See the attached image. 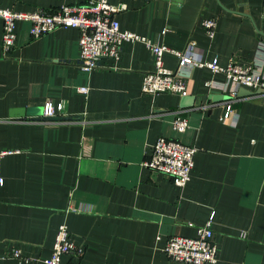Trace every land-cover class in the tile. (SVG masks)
Returning a JSON list of instances; mask_svg holds the SVG:
<instances>
[{
  "label": "crops",
  "instance_id": "crops-1",
  "mask_svg": "<svg viewBox=\"0 0 264 264\" xmlns=\"http://www.w3.org/2000/svg\"><path fill=\"white\" fill-rule=\"evenodd\" d=\"M90 0H0V8L29 12ZM122 30L175 49L194 44L202 61L215 56L248 62L264 40L263 0H108ZM215 18L213 38L201 25ZM16 22V41L4 53L0 20V264H44L59 225L82 254L60 264H180L162 251L169 236H194L211 220L217 260L264 264V94L235 97L234 124L225 103L208 99V82H225L207 67H185V94L200 97L184 109L189 127L171 126L180 95L141 91L153 69L150 50L124 43L119 58L80 69L79 30L58 27L39 37ZM163 64L178 60L165 53ZM79 88H85L80 91ZM257 91V89H249ZM61 103L65 119L42 115ZM17 108L33 112L15 115ZM24 109V110H25ZM37 110V111H34ZM160 136L196 147L184 187L143 165ZM18 250L20 257L11 256Z\"/></svg>",
  "mask_w": 264,
  "mask_h": 264
},
{
  "label": "built area",
  "instance_id": "built-area-1",
  "mask_svg": "<svg viewBox=\"0 0 264 264\" xmlns=\"http://www.w3.org/2000/svg\"><path fill=\"white\" fill-rule=\"evenodd\" d=\"M264 1V0H263ZM125 4H112L108 0H90L82 4H62L53 10L35 9L24 12L11 8H0L2 21V49L7 53L16 41V22H30V35L39 37L58 27H72L79 30L77 65L84 71L100 68L101 58L118 59L124 43L140 42L151 52L153 69L144 73L141 91L146 95L160 93L185 94L186 83L183 76L185 67H207L213 74H222L225 82H208L211 89H218L229 98L226 100L222 119L230 124L236 122L237 116L231 107V101L236 97L237 89H261L264 94V40L257 43V55L248 62H239L229 58L222 65L215 56L210 61H202L196 52L194 44L188 42L182 50H175L164 43L153 42L145 36L135 32L122 30L114 14L125 10ZM215 18H204L201 25L209 38H213L216 28ZM165 53L177 57L176 69H169L163 64ZM85 92V88H79ZM61 103L46 102L42 115L51 117L62 115ZM185 110L174 113L171 121L172 129L176 133H183L189 127ZM9 151L0 149V160ZM196 147L185 144L176 138L160 136L156 139L151 151L143 161V165L167 176L177 187H184L190 180V173L194 166ZM0 183L2 177L0 174ZM211 220L197 227L194 236H169L162 251L171 262L180 264H212L217 260V244L213 241ZM18 250H13L11 256L20 257ZM82 254V249L73 242L66 225L58 226L52 245L51 254L45 258L44 264H60L65 254Z\"/></svg>",
  "mask_w": 264,
  "mask_h": 264
},
{
  "label": "water",
  "instance_id": "water-1",
  "mask_svg": "<svg viewBox=\"0 0 264 264\" xmlns=\"http://www.w3.org/2000/svg\"><path fill=\"white\" fill-rule=\"evenodd\" d=\"M257 92H262L261 89H257V91H251L247 88L244 87H240L237 89L236 92V96L237 97H242V96H247V95H253L254 93ZM223 98H229L228 95L224 94L222 91L220 90H211L209 95H208V99H210L212 102H220L223 100ZM201 102V98L200 97H195L193 95H183L180 97L179 103H178V107L180 109H186L192 106H199ZM25 108H17L16 110H14V113H17L15 115H22L24 114L26 111H28V113L33 112V109H29V110H24ZM25 111V112H24ZM37 111V110H34ZM42 111V110H41ZM50 118V117H49ZM65 118H70L69 116H53L52 119H56V120H60V119H65Z\"/></svg>",
  "mask_w": 264,
  "mask_h": 264
}]
</instances>
